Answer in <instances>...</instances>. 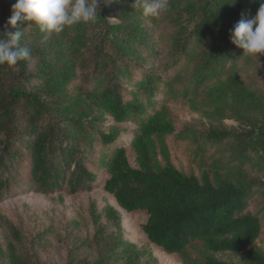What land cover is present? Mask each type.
I'll use <instances>...</instances> for the list:
<instances>
[{"label": "trees", "instance_id": "trees-1", "mask_svg": "<svg viewBox=\"0 0 264 264\" xmlns=\"http://www.w3.org/2000/svg\"><path fill=\"white\" fill-rule=\"evenodd\" d=\"M95 22L66 27L42 43L34 21L18 22L31 58L0 65V195L104 189L127 211H145L148 240L184 264H264V54L243 55L231 30L257 0H169L158 17L143 0H99ZM16 0H0V38ZM115 18V19H112ZM187 104L209 122L215 147L199 174L176 167L165 137L175 132L167 101ZM159 102H163L157 109ZM134 123L129 144L120 124ZM160 150L161 159H159ZM209 148H205L206 154ZM200 243L201 257L189 248ZM7 264L24 259L7 240ZM127 243L94 264H144Z\"/></svg>", "mask_w": 264, "mask_h": 264}, {"label": "rangeland", "instance_id": "rangeland-1", "mask_svg": "<svg viewBox=\"0 0 264 264\" xmlns=\"http://www.w3.org/2000/svg\"><path fill=\"white\" fill-rule=\"evenodd\" d=\"M162 104L159 102L157 109ZM165 105L176 128L173 134L165 137L171 161L187 173L199 174L201 167L210 160L215 147L204 137L212 127L235 129L240 126L234 118L226 119L223 124H212L182 101L170 100ZM120 126L130 163L138 167L137 154L129 144L136 124L129 122ZM204 147L210 149L206 154ZM158 152L161 159L159 149ZM104 179L105 175H102L97 187L76 193L69 190L52 193L14 190L1 194L0 251H6V242L11 240L29 262L94 264L99 259L112 260L114 253L130 243L142 253L144 264H184L179 254L167 253L148 240L142 229L148 219L147 213L121 209L114 196L105 191ZM262 205L259 198H254L250 209L261 214L264 226ZM189 251L193 256L201 257L203 247L198 243ZM217 256L241 264L237 254L220 253ZM0 264H7L2 254Z\"/></svg>", "mask_w": 264, "mask_h": 264}, {"label": "clouds", "instance_id": "clouds-1", "mask_svg": "<svg viewBox=\"0 0 264 264\" xmlns=\"http://www.w3.org/2000/svg\"><path fill=\"white\" fill-rule=\"evenodd\" d=\"M233 0L232 3H235ZM260 7L251 18H242L231 30L230 40L243 50V55L264 54V0H257ZM99 0H16L13 14L7 24L15 32L0 38V65L16 66L31 58L32 49L21 46L24 36L18 22L34 21L42 33V43L66 27L95 22L98 18ZM170 7L169 0H143V17H158Z\"/></svg>", "mask_w": 264, "mask_h": 264}]
</instances>
